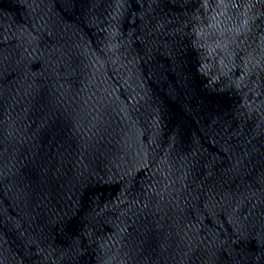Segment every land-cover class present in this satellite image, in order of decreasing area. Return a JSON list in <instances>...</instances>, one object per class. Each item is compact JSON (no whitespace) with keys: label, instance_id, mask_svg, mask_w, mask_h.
I'll return each mask as SVG.
<instances>
[{"label":"water","instance_id":"1","mask_svg":"<svg viewBox=\"0 0 264 264\" xmlns=\"http://www.w3.org/2000/svg\"><path fill=\"white\" fill-rule=\"evenodd\" d=\"M0 264H264V0H0Z\"/></svg>","mask_w":264,"mask_h":264}]
</instances>
